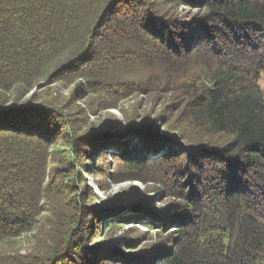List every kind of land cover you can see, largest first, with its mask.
<instances>
[{"label": "trees", "instance_id": "1", "mask_svg": "<svg viewBox=\"0 0 264 264\" xmlns=\"http://www.w3.org/2000/svg\"><path fill=\"white\" fill-rule=\"evenodd\" d=\"M263 76L264 0H0V264H264ZM72 80L104 108L170 95L166 115L72 130L57 106L27 96ZM99 136L112 180L179 202L144 200L134 218L147 229H125L136 238H114L128 213L88 227L97 197L66 171ZM28 233L38 244L23 253L10 240Z\"/></svg>", "mask_w": 264, "mask_h": 264}, {"label": "rangeland", "instance_id": "2", "mask_svg": "<svg viewBox=\"0 0 264 264\" xmlns=\"http://www.w3.org/2000/svg\"><path fill=\"white\" fill-rule=\"evenodd\" d=\"M189 10H192L189 6H182L179 9L180 12H187ZM83 85H85V81L81 82V80H72L68 83L56 81L51 84L49 81H42L39 85L32 89L27 96L37 95V98L50 101L51 104L57 106L61 111H63L62 113L68 115L69 118H67V124L72 130L75 126L76 129H80L86 125H88V127L94 126V129L96 130L101 127H104L101 128L102 130H106L105 126H102L105 119L110 117L111 119L115 118L123 120L125 118V113L131 115L136 114L138 111H150L154 116H158L160 113L166 115L163 108L165 106L164 103L169 102L170 95L167 96V99L165 98V101L163 102L162 99L159 98L161 96L157 97L155 95V98H152L146 94L132 95L120 101L119 105L115 108H104L101 107V105H103V102L101 101L103 98H101V95L96 94L87 96L88 91L82 94L76 93L81 88L80 86ZM260 85L264 89V76L260 81ZM100 137L101 136L97 139H92L91 142L93 143L89 144L87 147L89 149L94 146H96V149L99 148L100 143L97 142L101 139ZM65 150H68L67 146H57L53 148V153L57 154V167L61 170H65L67 167L65 164V157L67 156L64 152ZM98 152L99 151L97 149L93 155L88 154V156L82 159L81 165L74 166V170H72V168L66 169L68 173L74 177H78V180H83L88 186L90 195L94 194L97 197L95 199L96 203L92 204L91 201L85 203V216L89 219L88 227L90 226L89 224L91 221H93L92 223L98 222V219H96L98 215L103 216L104 214H115L114 211H117L118 214L121 213L122 216L124 215L122 213H128L131 214V218L126 220H124V218L121 219V221H123L122 225L120 224V226L113 230L114 238L115 240H118L122 236H131L136 238L139 234L136 230L126 232L125 229H133V227H135L134 229H138L140 231L147 229L145 225L139 224L140 220H136L134 218V215H136L134 213H137L135 212L138 209L137 206L142 205L144 200H154L155 204L153 205V209L156 207L158 210H162V208L179 203H173L171 199L163 196L159 191V188L158 190H150V186L140 180H112L111 176H108V173L110 172V165L108 161L113 159V157L111 155L105 156L102 152L100 155H96ZM96 164H98V167L101 168V172L104 174L102 177V183L103 181H106V183L102 185H104L106 191L101 188L100 184H97V169L94 168ZM53 165L54 161H50L48 165V174ZM137 214L144 216V214L147 213H141L139 211ZM102 225H104V221L102 222ZM10 243L13 246L18 247L23 253H26L31 250L35 243L38 244V241L34 236V233H28L10 240Z\"/></svg>", "mask_w": 264, "mask_h": 264}]
</instances>
